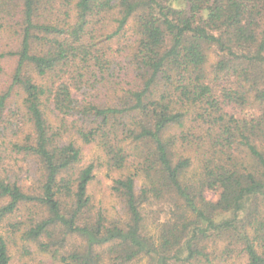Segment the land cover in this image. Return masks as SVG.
<instances>
[{
  "label": "trees",
  "instance_id": "16d2710c",
  "mask_svg": "<svg viewBox=\"0 0 264 264\" xmlns=\"http://www.w3.org/2000/svg\"><path fill=\"white\" fill-rule=\"evenodd\" d=\"M1 221L61 264H264V0H0Z\"/></svg>",
  "mask_w": 264,
  "mask_h": 264
},
{
  "label": "rangeland",
  "instance_id": "374dc122",
  "mask_svg": "<svg viewBox=\"0 0 264 264\" xmlns=\"http://www.w3.org/2000/svg\"><path fill=\"white\" fill-rule=\"evenodd\" d=\"M83 152L85 153V157L88 159L97 152V149L93 145L83 146ZM23 163L24 165L21 167L23 172H25L26 168H32L28 161ZM115 173L116 172H110L106 168H100L96 171L95 178L89 186V192L92 196H94L96 203L99 206L105 207L110 215H115L118 207L110 190L111 179ZM23 176H25V173H23ZM20 178L23 177L20 176ZM204 196L207 200L216 201L218 199V192L207 190L205 191ZM12 220L13 219H10L9 221ZM6 232L11 237L9 244L11 264H61L59 261L53 259L49 254L42 252L37 245L21 240L19 233H15V235H13L12 229L7 225V223L5 224V222L1 221L0 233L5 234ZM130 264H147V261L142 258L141 260ZM228 264H245V260L236 259L230 261Z\"/></svg>",
  "mask_w": 264,
  "mask_h": 264
}]
</instances>
